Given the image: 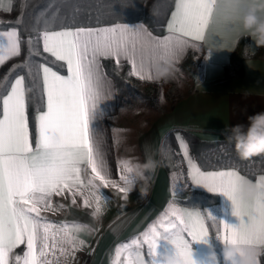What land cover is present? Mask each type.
<instances>
[{
  "label": "snow or ice",
  "instance_id": "6c2138e0",
  "mask_svg": "<svg viewBox=\"0 0 264 264\" xmlns=\"http://www.w3.org/2000/svg\"><path fill=\"white\" fill-rule=\"evenodd\" d=\"M218 3L219 0H175V10L167 24L168 35L163 38L152 36L143 25L61 26L60 30H52V25L46 23L41 29L33 28L38 36L28 40L29 57L40 55L33 43L42 41L43 52L55 58L53 63L63 62L60 67L66 65L67 74H60L47 63L40 64L34 73L26 61L18 67H27L30 86L26 88L25 76L21 75L10 89L0 91V264H68V258L84 244L78 234L86 225L57 224L42 215L54 211V196L68 192L75 205L76 195H83L81 189H87L95 201L93 217L101 214V200L106 199L101 186L118 188L127 198V185L134 182L130 175L132 166L128 161L120 162L123 173H127L120 175L125 185L121 187L110 178L101 148L100 121L107 114L102 102L109 99L104 92L101 60L114 59L117 65L125 60L131 65L129 76L151 81L153 65L166 57L178 59L190 46V40H205ZM3 10L11 11V2ZM22 19L21 16L18 22ZM20 52L18 31H0V65ZM39 79L42 97L38 98L34 115L33 141L26 92L41 88ZM177 140L192 184L225 195L232 203V214L239 219L238 227L172 202L141 236L116 247L114 264H135V257L144 259L145 245L148 264H161L156 259L159 239L174 245L175 252L186 257V264H195L190 241L208 242V220L216 227L218 239L251 247L260 256L264 253V175L255 180L258 192L254 199L237 201L235 185L244 176L235 169L202 170L190 158L189 145L179 136ZM88 169L91 175L85 183L82 173ZM84 206H92L87 196ZM20 245H25V249L22 254H15ZM49 255L55 259H49Z\"/></svg>",
  "mask_w": 264,
  "mask_h": 264
},
{
  "label": "crops",
  "instance_id": "0c3cea01",
  "mask_svg": "<svg viewBox=\"0 0 264 264\" xmlns=\"http://www.w3.org/2000/svg\"><path fill=\"white\" fill-rule=\"evenodd\" d=\"M10 2L13 6V0H0V5L3 6L0 7V16L11 12L3 10ZM174 10L175 5L172 12ZM171 14L168 21L171 19ZM228 14L229 10L225 7V0H219L213 21L207 29L205 40H190V46L178 59L173 61L176 71L190 53L194 52L202 58L203 69L200 78L194 83L192 92L179 99L166 111L159 112L150 109L151 112L149 108L121 106L117 81L107 71L104 64L106 59L101 60L104 92L109 97L102 102L104 104L102 108H105L107 114L100 121L103 140L101 148L105 153L110 178L121 187L125 186L120 180V175L127 173H123L121 161H128L130 166L134 167L152 160L156 162V167L145 174L148 193L144 197L140 195V188L145 185L144 181L134 180V190L127 194L126 199L118 188L111 185L107 188L101 186L100 191L106 199L101 200L102 211L98 217L91 215L95 210V201L87 189H81L83 195H76L75 205H72V196L68 192L52 198L54 211L42 213L49 221L57 224L67 222L87 226L84 231L78 234L79 239L83 240L84 244L74 252V255L68 258V264H72L74 258L82 253L91 257L90 264H114L116 247L141 236L166 211L169 203L174 202L178 207L196 209L202 214L204 213L197 207H190L177 201L184 195L183 193H186V187L182 184L183 176L174 171L173 164L167 161L164 143L167 135L171 132L175 133L176 140L179 136L186 143L185 133L204 141H217L223 134H227V128L237 124L247 126L248 116L264 111V47L257 48L253 38L242 32L238 21L235 19L226 20L225 17ZM114 24H125L131 28L143 25L146 32L158 38L168 35L167 25L163 34H156L149 25L142 21L116 22L93 26V28L110 27ZM11 29L12 27L0 31ZM16 30L18 31V29ZM240 39H244V41L239 46ZM235 52L239 56L240 63L238 65L233 64ZM110 60L116 63L114 59ZM119 65H127L131 70V65L125 60H121ZM48 66L53 67L49 64ZM228 68L230 69L227 76ZM53 70L59 71L62 75L67 74V69L62 72L53 67ZM21 75L23 74L17 76ZM15 78L12 83H14ZM135 78L140 80L138 77ZM140 81L160 85L167 79ZM40 85L42 89V79H40ZM29 129L34 141L36 135L35 120L33 128L30 117ZM177 143L185 169L188 171L187 160L183 157L178 140ZM190 158L201 167L191 152ZM201 169L204 170L202 167ZM238 172L253 183L260 175H264L262 173L252 179L239 170ZM90 175L91 170L88 169L86 173H82V180L86 183ZM188 179L192 189L208 192L201 186L193 185L190 177ZM213 194H218L220 197L218 209L214 212L218 220L238 227L239 219L232 214L231 201L222 193ZM86 196L89 198L91 207L84 206ZM60 205L63 207H59ZM210 214L213 215L212 212ZM190 246L195 264H212L209 256L213 252L218 258V264H224L222 256L224 244L217 238V233H212L210 227L207 243L190 241ZM24 249L25 245H20L15 249V254H22ZM142 252L144 253V260L148 264L150 258L147 256L146 245ZM174 252V246L168 240L159 239L157 241L156 259L161 264L164 254H173ZM57 256H59L58 251ZM49 259L54 260L55 258L49 255ZM60 259L63 261L64 258L60 257ZM258 262L264 264V253L258 257Z\"/></svg>",
  "mask_w": 264,
  "mask_h": 264
},
{
  "label": "trees",
  "instance_id": "16d2710c",
  "mask_svg": "<svg viewBox=\"0 0 264 264\" xmlns=\"http://www.w3.org/2000/svg\"><path fill=\"white\" fill-rule=\"evenodd\" d=\"M174 5L175 0H13L11 12L0 16V30L11 27L18 29L21 52L20 55L8 59L0 66V84H3V89L0 91L10 89L13 79L19 74L25 76L26 87L30 86L27 67H18L25 65L26 61L31 63L34 73L39 71V65L42 63L65 72V66L60 67L61 62L53 63L55 58L43 52L42 41L34 40L33 43V48L39 51L40 55L29 57L28 40L38 36V32L33 31L34 27L41 29L48 23L52 25V30H58L61 26L93 27L116 22L142 21L156 34H163ZM21 16L22 22H18ZM243 41L244 39H240L239 46ZM239 63V56L235 52L233 64ZM104 64L109 74L117 81L121 106H149L160 110L151 93L141 87L142 85L157 86L156 84L144 83L134 76H129L130 70L127 65H117L110 59H106ZM202 69V58L197 53L191 52L176 70L184 72L195 83L200 78ZM41 93V88L27 92L29 117L33 128ZM226 135L223 134L217 141H204L189 133H185V138L191 154L204 170L234 168L252 179L264 173V154L241 159L234 145L226 140ZM164 153L167 161L173 164L174 171L183 176L182 184L186 187V193H183L184 195L177 201L190 207H197L204 213L212 212V216L218 220L214 212L218 209L220 197L218 194L191 188L174 132L169 133L165 139ZM208 224L212 233L216 234L217 229L212 226L211 220H208Z\"/></svg>",
  "mask_w": 264,
  "mask_h": 264
},
{
  "label": "clouds",
  "instance_id": "9594fccd",
  "mask_svg": "<svg viewBox=\"0 0 264 264\" xmlns=\"http://www.w3.org/2000/svg\"><path fill=\"white\" fill-rule=\"evenodd\" d=\"M225 7L229 10L225 19L238 21L242 32L253 38L255 46L257 48L264 47V0H225ZM174 71L173 59L166 57L151 67L152 79H168L174 74ZM247 120V126L237 124L226 129L225 138L234 145V149L241 159L264 154V111L248 116ZM155 167L156 162L152 160L132 167L130 175L134 180L145 182V185L140 188L141 197L148 193L145 174ZM127 189L128 193L133 191L134 183L127 185ZM257 192L258 189L252 181L241 177L235 185L234 197L237 201L246 202L254 199ZM221 242L224 244L222 250L224 264H258L259 256L253 248H242L233 241ZM209 259L212 264H218V258L214 252L210 254ZM134 260L135 264H146L142 257H135ZM162 264H186V257L176 252L164 254Z\"/></svg>",
  "mask_w": 264,
  "mask_h": 264
},
{
  "label": "rangeland",
  "instance_id": "374dc122",
  "mask_svg": "<svg viewBox=\"0 0 264 264\" xmlns=\"http://www.w3.org/2000/svg\"><path fill=\"white\" fill-rule=\"evenodd\" d=\"M141 87L151 93L160 108L158 110L153 107L143 106L144 109L149 108L151 112L152 110L150 109L163 112L170 109L179 99L192 92L194 82L184 72L176 70L163 84L157 86L142 85Z\"/></svg>",
  "mask_w": 264,
  "mask_h": 264
},
{
  "label": "built area",
  "instance_id": "2783aa9c",
  "mask_svg": "<svg viewBox=\"0 0 264 264\" xmlns=\"http://www.w3.org/2000/svg\"><path fill=\"white\" fill-rule=\"evenodd\" d=\"M91 257L88 254H78L72 264H90Z\"/></svg>",
  "mask_w": 264,
  "mask_h": 264
}]
</instances>
